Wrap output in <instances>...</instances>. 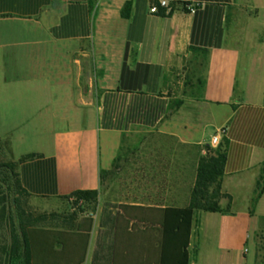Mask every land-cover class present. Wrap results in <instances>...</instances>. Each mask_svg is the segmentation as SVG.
<instances>
[{
	"label": "crops",
	"instance_id": "1",
	"mask_svg": "<svg viewBox=\"0 0 264 264\" xmlns=\"http://www.w3.org/2000/svg\"><path fill=\"white\" fill-rule=\"evenodd\" d=\"M167 1L175 9L160 15L155 0H0V142L22 187L63 202L118 187L82 202L59 230L62 259L48 264H172L181 253L162 250L166 211L190 207L199 164L182 163L181 150L220 148L231 199L220 200L224 213L195 211L189 264H264V194L252 211L264 165V0ZM138 133L159 136L160 151L121 169ZM34 141L46 145L18 147Z\"/></svg>",
	"mask_w": 264,
	"mask_h": 264
},
{
	"label": "trees",
	"instance_id": "2",
	"mask_svg": "<svg viewBox=\"0 0 264 264\" xmlns=\"http://www.w3.org/2000/svg\"><path fill=\"white\" fill-rule=\"evenodd\" d=\"M167 1V0H166ZM160 15L172 14L175 5L169 4L168 8L161 6L160 0H155ZM131 4L128 2L122 12L123 18H128ZM203 87L205 83L199 81ZM207 149L210 151L209 146ZM125 149L122 148L118 163L123 160ZM34 155L28 156L32 158ZM228 160L227 149L220 148L215 155L209 154L199 161L197 168L196 185L192 193L191 205L187 209H169L166 212L171 214L164 225V243L162 250L164 253L174 252L178 246L181 256L172 264H189L188 247L194 214L197 210L208 212L224 213L219 205L223 198L231 199L229 195L222 192V183L225 175V168ZM19 163L14 161H0V181L2 178L11 181L14 191L13 202L16 214L7 218L6 208L9 206L5 192L0 188V264H48L57 263L62 259V255L56 251V246L61 243L65 234L57 229L40 227L39 220L27 213L20 205L18 196H31L24 190L19 179ZM4 180V181H5ZM252 202V211L255 210L261 196L264 194V165L262 168V178ZM6 182V181H5ZM2 196V198H1ZM97 191H79L69 197L63 198L74 205H81L82 202H94L99 198ZM15 215V216H14ZM8 219L10 227L9 235L1 232V226ZM74 216L66 222L70 226L74 221ZM162 264H166L162 261Z\"/></svg>",
	"mask_w": 264,
	"mask_h": 264
},
{
	"label": "rangeland",
	"instance_id": "3",
	"mask_svg": "<svg viewBox=\"0 0 264 264\" xmlns=\"http://www.w3.org/2000/svg\"><path fill=\"white\" fill-rule=\"evenodd\" d=\"M159 136L154 133H138L130 139H126V143L124 144L125 151L129 153L128 157L121 162V169L123 168H136L138 166H142V164L149 161L151 158L156 156V151H160L159 148ZM46 144L39 142L32 143H19L18 147L25 151L29 152H39L43 146ZM137 146V147H136ZM139 149L137 150V148ZM19 148V149H20ZM167 150V148H164ZM168 151V150H167ZM183 151V158L181 160L182 163L187 164L189 166H195L198 162L205 158L201 155H198L196 151L193 150H181ZM185 151V152H184ZM0 161H12L10 157V149L9 145L4 142H0ZM115 179V180H114ZM121 179L120 174L113 178V184H117ZM2 178L0 181V188L5 192L6 198H8L7 202H9V206L6 208L7 218L12 214H16L15 204L12 205L10 203L13 202L14 191L11 181L5 180ZM117 186H109L108 191L103 193L101 197H112L114 193H116ZM20 201V205L22 208L29 214H31L35 219L39 220L40 227L49 228V229H57L62 230L66 222L73 216H79L80 211L84 210L80 205H74L75 201H58L52 200L49 198H37L34 196H18ZM2 198V196H1ZM91 204V203H90ZM3 210L2 208L0 211ZM15 216V215H14ZM1 226V232L5 235H9L10 227L8 225L7 219Z\"/></svg>",
	"mask_w": 264,
	"mask_h": 264
},
{
	"label": "built area",
	"instance_id": "4",
	"mask_svg": "<svg viewBox=\"0 0 264 264\" xmlns=\"http://www.w3.org/2000/svg\"><path fill=\"white\" fill-rule=\"evenodd\" d=\"M160 3H161V6L164 7V8H168L169 7V2L166 1V0H160ZM151 12L155 13V14H158L159 13L158 7L157 6H153L151 8ZM225 133H226L225 130L219 131V134L217 136H215V138L213 139L212 143L214 145L220 144V135H224Z\"/></svg>",
	"mask_w": 264,
	"mask_h": 264
},
{
	"label": "clouds",
	"instance_id": "5",
	"mask_svg": "<svg viewBox=\"0 0 264 264\" xmlns=\"http://www.w3.org/2000/svg\"><path fill=\"white\" fill-rule=\"evenodd\" d=\"M218 139V138H217Z\"/></svg>",
	"mask_w": 264,
	"mask_h": 264
}]
</instances>
